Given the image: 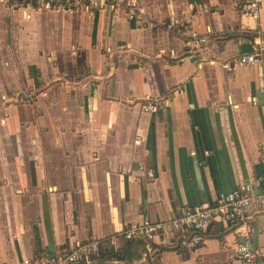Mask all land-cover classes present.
<instances>
[{
	"label": "crops",
	"instance_id": "1",
	"mask_svg": "<svg viewBox=\"0 0 264 264\" xmlns=\"http://www.w3.org/2000/svg\"><path fill=\"white\" fill-rule=\"evenodd\" d=\"M248 1L137 0L134 22L0 0V264L93 241L90 264H241L232 222L195 246L169 221L264 191V3L254 19ZM249 55L259 63L241 66ZM145 218L164 231L126 241ZM247 224L264 264V212Z\"/></svg>",
	"mask_w": 264,
	"mask_h": 264
},
{
	"label": "built area",
	"instance_id": "2",
	"mask_svg": "<svg viewBox=\"0 0 264 264\" xmlns=\"http://www.w3.org/2000/svg\"><path fill=\"white\" fill-rule=\"evenodd\" d=\"M35 2L39 9L59 11L68 8L93 7L107 10L110 13L117 12L124 8L130 21H140L144 13L140 9L137 0H28ZM264 0H250L245 6V11L254 19L260 17V10ZM174 25H169L172 30ZM194 38L196 46L208 43L207 38ZM259 63L257 55H249L240 59L241 66L256 65ZM145 110L156 113L161 108L152 99H147L144 105ZM264 212V191L252 193L246 189H236L230 193H222L215 203L203 209L197 208L184 211L180 216L169 221V225L179 234H193L189 239L182 238L185 242H192L195 246L200 245L202 233L217 219H224L232 222L234 234L237 239L246 240L238 249L237 260L241 264H258L262 258L261 251L251 242L252 228L247 224L251 215ZM165 229L164 223H155L150 218H145L139 225L128 228L122 233L123 238L128 242L144 241L151 243L157 235ZM101 243L99 241L88 242L78 245L76 249L55 257L48 256L41 259H25L22 264H90L92 258L98 253Z\"/></svg>",
	"mask_w": 264,
	"mask_h": 264
},
{
	"label": "trees",
	"instance_id": "3",
	"mask_svg": "<svg viewBox=\"0 0 264 264\" xmlns=\"http://www.w3.org/2000/svg\"><path fill=\"white\" fill-rule=\"evenodd\" d=\"M126 253L124 252H121V251H114V250H111L109 251L107 254L101 256L103 257V259L105 260H124L126 259V256H125Z\"/></svg>",
	"mask_w": 264,
	"mask_h": 264
},
{
	"label": "water",
	"instance_id": "4",
	"mask_svg": "<svg viewBox=\"0 0 264 264\" xmlns=\"http://www.w3.org/2000/svg\"><path fill=\"white\" fill-rule=\"evenodd\" d=\"M137 242H138V243H141V241H140V240H137ZM245 242H246V240L244 241V243H245ZM96 255H98V253H96Z\"/></svg>",
	"mask_w": 264,
	"mask_h": 264
},
{
	"label": "rangeland",
	"instance_id": "5",
	"mask_svg": "<svg viewBox=\"0 0 264 264\" xmlns=\"http://www.w3.org/2000/svg\"><path fill=\"white\" fill-rule=\"evenodd\" d=\"M145 244H149L150 246H151V243H146V242H144ZM94 263V262H93Z\"/></svg>",
	"mask_w": 264,
	"mask_h": 264
}]
</instances>
